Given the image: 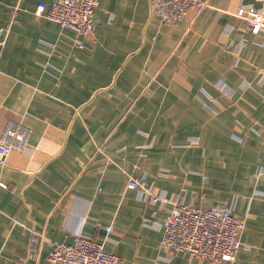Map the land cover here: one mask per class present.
Listing matches in <instances>:
<instances>
[{"label": "crops", "instance_id": "crops-1", "mask_svg": "<svg viewBox=\"0 0 264 264\" xmlns=\"http://www.w3.org/2000/svg\"><path fill=\"white\" fill-rule=\"evenodd\" d=\"M56 1L0 0V133L32 130L0 166V264H46L52 241L79 231L125 264H202L165 258L172 204H145L129 176L204 209L236 197L246 248L227 264H264V173L251 180L264 169V31L235 16L264 0H211L179 25L150 0H100L84 37L36 14ZM219 85L234 91L227 109Z\"/></svg>", "mask_w": 264, "mask_h": 264}, {"label": "built area", "instance_id": "built-area-1", "mask_svg": "<svg viewBox=\"0 0 264 264\" xmlns=\"http://www.w3.org/2000/svg\"><path fill=\"white\" fill-rule=\"evenodd\" d=\"M24 0H17L18 11ZM100 0H60L50 6L40 3L36 14L58 23L62 29H70L77 37L87 36L95 31V13ZM211 0H150L152 17L162 24L179 25L191 9L201 10L210 6ZM235 16L238 23H245L253 34L264 31V10L252 4L238 7ZM10 29L0 28V34ZM83 45H81L82 47ZM247 85H245L246 87ZM222 109L235 104L234 91L226 85H219ZM264 98V97H263ZM32 130L22 123L9 122L0 133V166L12 152L24 151L30 142ZM264 169H258L251 180L263 175ZM127 190H134L138 199L145 204H172L169 216L162 224L163 237L161 248L171 259L175 253H184L196 258L202 264L231 263L239 250L246 248L242 241L247 227L246 221L234 215L235 197L229 204L213 205L208 209L199 208L187 202L183 197H168L148 184L146 176H129ZM257 194L258 191H256ZM256 195V194H255ZM264 195V194H262ZM105 229L113 232V227ZM52 250L46 264H125L118 255L108 252L104 244L96 241L82 231L76 233L74 242L52 241Z\"/></svg>", "mask_w": 264, "mask_h": 264}]
</instances>
